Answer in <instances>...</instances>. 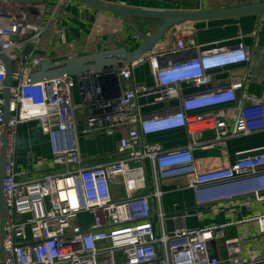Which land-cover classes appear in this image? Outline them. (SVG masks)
<instances>
[{
	"label": "built area",
	"instance_id": "2783aa9c",
	"mask_svg": "<svg viewBox=\"0 0 264 264\" xmlns=\"http://www.w3.org/2000/svg\"><path fill=\"white\" fill-rule=\"evenodd\" d=\"M63 3L59 1V5ZM44 14L45 7L37 4L16 3L0 9V47L13 62L7 140L13 138L20 123L37 120L49 136L54 164L63 169L30 179L15 173L13 155H7L3 180L6 263L224 264L209 249L210 241L223 237L217 227L179 226L158 235L152 199L161 202V186L166 181L186 177L198 205L241 196L264 202V148L208 170L199 166L195 156L198 149L209 148H220L224 156L229 138L264 130L263 100L244 91L232 72L228 83L214 84L215 71L250 60L245 46L240 42L203 49L192 38H173L163 52L87 74L95 84L82 83L86 89L83 101L77 104L73 92L76 79L83 76L28 80L36 66L50 60L36 56L48 26L43 23ZM28 47L31 52L25 58L21 53ZM147 59L155 86L133 85V69ZM5 90L6 67L0 57V148ZM140 96H153L155 103L176 100L177 105L170 112L142 115L137 105ZM230 103L238 107L232 129L227 124V110L220 108ZM79 114L84 116L79 118ZM122 129L127 134L118 143L119 158L87 162L79 148L80 136H112ZM176 129L186 131V146L163 150L159 143L147 140ZM207 130H215V138L202 141ZM151 182L153 193L149 191ZM116 190L121 192L117 197ZM160 211L163 224L166 216ZM86 214L91 219L82 217ZM253 220L264 234V214ZM225 245L226 264L263 260L256 251L242 256L240 239L226 240Z\"/></svg>",
	"mask_w": 264,
	"mask_h": 264
},
{
	"label": "crops",
	"instance_id": "0c3cea01",
	"mask_svg": "<svg viewBox=\"0 0 264 264\" xmlns=\"http://www.w3.org/2000/svg\"><path fill=\"white\" fill-rule=\"evenodd\" d=\"M59 1L50 0L37 4L45 7L43 23L48 24L43 47L37 52L43 59L60 60L121 47L132 52L141 44L140 39L121 16L94 9L77 1L64 0L61 5ZM97 1L130 8L172 12L215 11L264 3V0ZM13 4L16 3H1L0 9ZM133 20L145 34L152 33L159 24V21L154 19L134 18ZM173 38H192L197 44L204 45L203 49L241 42L249 52L250 60L247 63L215 71L214 84L219 86L228 83L232 72L234 77L242 82L244 91L264 101V12L186 22L168 31L163 40L148 54L163 52L170 46ZM70 43H73L74 47H70L68 45ZM76 80L73 98L75 103L79 104L83 101L86 89L82 83L87 80L88 84H95V81L91 75H84ZM132 82L133 85L155 86V77L148 59L135 66ZM137 105L140 114L150 115L172 111L177 101L155 103L153 96H140L137 98ZM220 108L227 110V124L232 129L238 112L237 105L230 103ZM85 112L88 113L87 110ZM84 114H79V118ZM126 134L127 130L122 129L112 136L101 134L80 136L79 148L90 164L115 160L119 158L118 143ZM214 138L215 130H207L202 134L201 140L211 141ZM147 140L159 143L163 150L180 148L189 142L184 129L154 134ZM6 148L7 155H13L15 173L24 174L26 178H38L63 170L54 164L49 136L43 132L37 120L20 123L13 138L7 140ZM262 148H264V130L229 138L226 140L224 156L220 148L198 149L195 156L199 166L208 170L232 164L239 157L251 155ZM1 154L0 148V158ZM154 188L151 182L149 191L153 193ZM161 188L163 191L161 202L152 199V220L158 235L163 231L172 232L179 226L189 229L217 227V232H222L223 237L209 242L211 254L218 256L226 264L228 253L225 241L237 238L241 240L242 256L249 257L250 251L259 252L263 260L257 259L255 264H264V234L260 233L259 224L253 220L264 214V202L241 196L231 201L198 205L194 191L187 187L186 177L170 179L163 183ZM120 194V190L115 191L116 197ZM160 209L166 216L163 224L158 218ZM82 217L91 219L87 214ZM0 264H4L1 252Z\"/></svg>",
	"mask_w": 264,
	"mask_h": 264
},
{
	"label": "water",
	"instance_id": "95a60500",
	"mask_svg": "<svg viewBox=\"0 0 264 264\" xmlns=\"http://www.w3.org/2000/svg\"><path fill=\"white\" fill-rule=\"evenodd\" d=\"M50 0H0L1 3H18V4H38L44 3ZM77 1L83 3L94 9L117 14L121 16L140 39L141 44L139 47L130 52L126 48H116L111 50H105L101 52H95L91 54L79 55L73 58H64L60 60H46L40 65L36 66L28 76L29 82H41L47 79H53L58 77H80L93 72L102 71L108 68L128 65L139 62L149 52L153 51L157 44L161 42L168 31L180 26L186 22L202 21L206 19L236 17L240 15H247L251 13H263L264 3L236 7L215 11H199V12H172L161 10H149V9H137L125 6H117L112 4H106L97 0H66ZM134 18L154 19L158 20V26L150 34L143 33L138 25L134 22ZM31 52V47H28L23 52V57L27 58ZM0 57L6 67V90L4 93V125L5 130L2 138V154L0 158V210L2 218L0 220V252L2 254L3 263H6L5 254V238L7 228V208L5 203V196L3 193V180L6 173V161H7V135L6 127L11 117L10 90L14 86L13 81V62L12 60L1 50Z\"/></svg>",
	"mask_w": 264,
	"mask_h": 264
},
{
	"label": "trees",
	"instance_id": "16d2710c",
	"mask_svg": "<svg viewBox=\"0 0 264 264\" xmlns=\"http://www.w3.org/2000/svg\"><path fill=\"white\" fill-rule=\"evenodd\" d=\"M45 37H46V34L42 36V40H41V45H40V48L43 47V44H44V40H45ZM37 57L39 58H42L38 53L36 54Z\"/></svg>",
	"mask_w": 264,
	"mask_h": 264
}]
</instances>
